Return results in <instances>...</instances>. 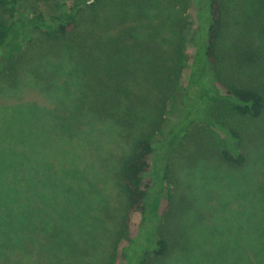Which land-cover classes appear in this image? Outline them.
<instances>
[{
  "label": "trees",
  "instance_id": "1",
  "mask_svg": "<svg viewBox=\"0 0 264 264\" xmlns=\"http://www.w3.org/2000/svg\"><path fill=\"white\" fill-rule=\"evenodd\" d=\"M236 1L239 11L244 12L233 26L229 25L232 23L223 0H196L198 21L189 37L179 23L170 24L164 19L151 23V30L143 25L141 28L127 27L122 34L109 32L100 37L101 40H93L89 46L80 40V36L85 37L90 30H85V34L79 33L83 15L88 8H97L104 0H73L71 4L60 0H0V79L9 71L17 70L16 64L37 36L69 39L82 48L70 66L58 64L55 71H62L69 79L66 85L73 86L81 97L86 96V99H80L79 107L83 106L87 97L90 98L92 91H106L111 95L107 109H92L84 133L86 137H90L100 125L107 127L111 136L122 135L125 127L133 126L129 121L137 120L132 115H121L123 109L133 112L147 108L160 119H165L169 100L173 98L180 103L179 119L161 132L162 137L158 138L154 131H150L147 123L140 124L144 132L134 139L129 154L120 166L119 187L124 204L120 236L111 243L110 252L104 254L99 251L89 257L92 264H145L146 255L151 253L163 259L161 264H264V253L244 256L240 246V239L249 226L264 231V138H244L239 129L220 120L215 113L225 109L235 117L262 119L264 127V0ZM95 17L100 23V16ZM166 27H169V36L162 34ZM188 44L192 45L191 51H187ZM223 65L235 75H223ZM186 68L190 70L187 78L183 76ZM33 72L37 74L35 70ZM115 105L118 111L114 109ZM70 119L73 123L78 121L74 115ZM201 123L216 131L215 139L224 162L234 167H245L251 159L254 177L255 171L260 175L258 182L247 188L253 198L239 201L236 211L241 212L244 225L238 229L236 236L229 233L211 239L209 226H200L196 236L191 232L187 237L180 236V244L175 247L173 237L167 238L160 228L161 223H158L169 201V196L163 191L173 153L182 137L190 135ZM244 146H248L247 152ZM42 154H25L24 157L22 153L9 157L2 154L0 171L4 170L6 174L0 175V192L15 198L22 197L28 202L34 200L35 205L26 206L32 209L34 219H39L41 213L39 221L45 223L42 228L48 231L50 228L46 225H52L55 234L63 233L73 245L81 238L71 239L72 227L77 225L80 237H87L91 232L84 229L89 224H95L100 216L101 205L95 206L94 199L90 202L87 199L89 190L92 198L100 189L90 179L86 167L82 170L76 167L81 154L76 153L75 160L58 159V162L59 165L71 162L74 168L70 173L81 176L80 180L86 182V186H75L59 178V173L66 176L63 171L67 167L60 166L62 171L59 166H53L51 159L37 161L36 156ZM16 157L20 159L18 163ZM26 162L40 169L45 168L39 173L38 180L31 172L33 168L26 167ZM62 180L63 188L74 198L73 203L69 201L74 210L59 209L57 204L52 206L46 202L43 205L41 202L52 199L54 189L60 191ZM35 191H39L38 198L27 196ZM101 198L107 202L106 198ZM223 199L227 204L232 202L230 196ZM49 208L56 211L43 217ZM96 210L98 212L94 213ZM137 212L141 217L138 230L134 233L132 219ZM221 229L226 230V227L223 225ZM13 230L7 229L3 233L10 243L2 241L1 245L12 248V241H15V248L31 250L21 235ZM51 238L50 244L55 240ZM201 242L205 252L199 256L192 254L195 252L192 246ZM50 244L40 246L47 252L45 255L48 258H57L61 247L55 249L56 254H51L53 244ZM138 248L144 249V255H137ZM175 250H179L178 254L169 256ZM2 255L1 259H11L7 253Z\"/></svg>",
  "mask_w": 264,
  "mask_h": 264
},
{
  "label": "rangeland",
  "instance_id": "2",
  "mask_svg": "<svg viewBox=\"0 0 264 264\" xmlns=\"http://www.w3.org/2000/svg\"><path fill=\"white\" fill-rule=\"evenodd\" d=\"M60 1L68 4L73 2V0ZM223 1L229 11L228 17L232 23L229 25L233 26L244 10L239 11L236 0ZM88 9L83 15L79 33L84 32L85 34V30H90L85 37L80 36L81 39H78L89 46L93 40H101L100 37L109 32L114 33L115 31L122 34L127 27L141 28L143 25L151 30V23H158L164 19L170 24L179 23L189 37L191 29L196 27L198 21L196 0H104L97 8ZM237 14H239L238 17ZM97 15L100 16V23L95 17ZM95 25V29H92ZM168 28L166 27L162 34L169 36ZM167 39L169 40L170 37ZM191 46L188 44L187 51H191ZM164 47H169V45ZM81 50L80 46L73 44L69 39L37 36L16 64L17 70L9 71L5 77L0 79V156L3 154L9 157L11 154L22 153L24 157L25 154L33 156L43 153L36 156L37 161L51 159L55 168L59 166V170H62L60 166L67 167L65 171L62 170L66 176L59 173V178L66 179L75 186L81 184L86 186V182L80 180L81 176L70 173V170L74 168L71 162L70 164L66 162L64 165H59L58 162V159L75 160L77 158L75 154H81L77 158L79 163L76 167L81 170L86 167L90 179L96 182L100 189L92 198L91 190L87 193L89 202L94 199L95 206L101 205L97 225L96 223L89 224L84 229L91 232L87 237H80L77 232L78 226H73L74 232L71 234V239H81L72 245L63 233L56 232L55 234L52 225H46L50 228L48 231L42 228L45 223L39 221L42 217L41 213H39V219H34L32 209L26 207L35 205L34 200L28 202L22 197L15 198L6 192H0L2 216L0 219V255L7 253L11 257V259L0 258V264H92L89 257L92 258L99 251L104 254L107 251L110 252L111 243L120 236L121 220L124 214V204L119 187L120 166L122 160L129 154L134 139L144 132L140 124L150 125L149 130L154 131L160 138L162 137L161 132L166 131L180 117V103L171 98L165 119H160L147 108H139L133 112L123 109L121 115H132L137 119L136 122L129 121L133 123V126L125 127L123 136L121 133L111 136L107 133L108 128L100 125L90 137H86L84 133L88 128L87 121L93 113L92 109L94 107L107 109L110 106L111 95L106 91L95 93L91 89L90 98L87 97L82 107L78 106L80 99H86V96L81 97L75 88H72L73 86H67L66 82L69 79L62 71L55 70L58 64L70 66ZM222 69L223 75H228L227 77L235 75V72L229 70L226 65H223ZM189 72V68H186L183 76L187 78ZM114 109L118 111L117 105ZM215 113L220 120L239 129L244 138L257 139L258 136L264 138L262 119L235 117L225 109H221V112L215 111ZM71 115L76 116L78 121L73 123L70 119ZM215 133L216 131L211 126L201 123L190 135L182 137L171 157L168 179L163 191L164 195L169 196V201L158 223H161L160 228L167 238L173 237L175 247L180 244V236L187 237L190 232L196 236L195 233L200 230V226L208 225L209 234L213 236L210 238L216 239L217 235L226 236L229 233H234L236 236L238 229L244 225L241 212L236 210L240 200L253 198L247 188L250 184L258 182L260 174L258 175L255 171L254 177V165L251 159L245 167H234L224 162L219 154ZM244 147V151L247 152L248 146ZM19 160L16 162L18 163ZM26 167L33 168L31 172L36 175L37 180L39 173L45 169L28 163ZM4 174H6L4 170L0 171V175ZM63 180L60 183V191L54 189L52 199L41 201L43 205L49 202L52 206L57 204L59 209L67 208L68 211L75 209L69 204V201L74 202V198L65 191ZM38 192H32L27 196H33L36 199ZM56 192L60 193L56 195ZM224 196H230L232 202L228 204L223 202L225 201ZM101 197L106 198L107 202H104ZM53 210L56 211L49 208L47 214L43 213V217L54 213ZM97 212V210L94 211V213ZM140 217L139 212L133 215L134 233L138 230L137 224ZM223 225L226 230L221 229ZM7 229H15L13 231L21 235L31 250L23 251L15 248V241H12L14 246L12 248L7 249L5 244L1 245L2 241L10 243L6 236L3 237ZM246 229L240 239L243 255L264 253V231L250 226ZM51 237L55 239L51 242L53 245L49 243L53 240ZM56 241L59 242V246ZM42 244L52 245L51 254H56L57 248L61 247L57 258L53 256L48 258L45 255L47 252L40 246ZM202 245V242L194 244L192 247L195 252L192 254L196 256L203 254L206 248ZM178 252L179 250L171 251L169 256L173 257ZM137 255H144V249L138 248ZM145 259V264H161L160 261L163 263V259L157 258L153 253L146 255Z\"/></svg>",
  "mask_w": 264,
  "mask_h": 264
}]
</instances>
